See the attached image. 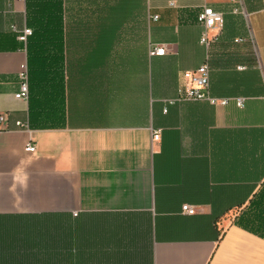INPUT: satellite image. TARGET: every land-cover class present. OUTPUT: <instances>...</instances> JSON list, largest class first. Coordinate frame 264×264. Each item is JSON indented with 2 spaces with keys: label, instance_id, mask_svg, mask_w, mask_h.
I'll return each mask as SVG.
<instances>
[{
  "label": "crops",
  "instance_id": "1",
  "mask_svg": "<svg viewBox=\"0 0 264 264\" xmlns=\"http://www.w3.org/2000/svg\"><path fill=\"white\" fill-rule=\"evenodd\" d=\"M241 1L62 0L44 103L15 97L34 0H0V264H264V0ZM202 64L242 106L175 100Z\"/></svg>",
  "mask_w": 264,
  "mask_h": 264
},
{
  "label": "trees",
  "instance_id": "2",
  "mask_svg": "<svg viewBox=\"0 0 264 264\" xmlns=\"http://www.w3.org/2000/svg\"><path fill=\"white\" fill-rule=\"evenodd\" d=\"M27 20L31 29L26 40L27 100L54 103L56 72L61 70L56 55V39L63 22L62 0H34L33 10H27Z\"/></svg>",
  "mask_w": 264,
  "mask_h": 264
},
{
  "label": "built area",
  "instance_id": "3",
  "mask_svg": "<svg viewBox=\"0 0 264 264\" xmlns=\"http://www.w3.org/2000/svg\"><path fill=\"white\" fill-rule=\"evenodd\" d=\"M236 2H242L241 0H233ZM241 4V3H240ZM238 10L243 11L244 8L241 7L234 8V11ZM154 19L157 16L153 17ZM197 21L199 24L203 26V31L201 33L200 42L204 45H209L211 42V38L207 36V30L215 28L220 30L223 23L222 13L214 10L210 6H204L197 14ZM31 35L30 28H24L18 39L26 44L27 38ZM166 51V47L164 44H151L149 48V54L152 55H163ZM19 78V87L18 91L15 93V97L27 100L28 99V71L26 62L20 65V69L18 72ZM184 84L177 89V97L175 100H205L208 103L217 106H224L228 104L230 101H234L237 106H242V98L240 97H225L219 98L212 96L209 92V77H208V69L206 64L200 65L195 70L185 71L183 73ZM262 105L264 107V96L262 98ZM1 119V118H0ZM18 126L27 127L25 124H18ZM159 138V130L153 131V140H157ZM24 150L27 152L35 151V144L33 142H27ZM181 210L185 214H194L195 208L193 206H189L188 204H183L181 206Z\"/></svg>",
  "mask_w": 264,
  "mask_h": 264
}]
</instances>
